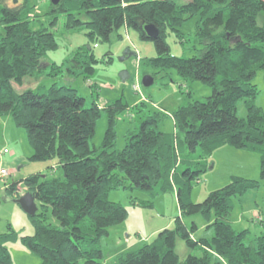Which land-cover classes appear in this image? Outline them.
<instances>
[{"label":"trees","instance_id":"1","mask_svg":"<svg viewBox=\"0 0 264 264\" xmlns=\"http://www.w3.org/2000/svg\"><path fill=\"white\" fill-rule=\"evenodd\" d=\"M48 13L54 25L59 13L67 17L66 28L84 25L92 42L109 41L121 27L130 28L140 39L154 43L156 56L144 60L155 70L150 74L153 78L172 69L212 92L204 101L186 103L174 111L176 131L172 133L159 129L166 114L148 112L126 134L125 146L114 151L118 115L128 110L119 99L101 110L95 103L86 107L68 86L52 84L16 92L13 84L21 85L25 77L40 71L43 57L56 49L57 42L43 25L30 28V12H25L23 4L4 3L0 8V117L11 116L16 126L25 129L31 160L55 158L63 173L61 178L36 174L24 179L38 205L36 215L30 217L34 234L24 239L27 249L41 264H78L80 260L100 264V236L127 216L122 206L107 200L110 190L175 191L179 213L202 215L213 227V236L193 240L195 225L188 228L177 219L173 228L161 230L150 243L121 252L116 264H264V233L246 243L249 229L236 231L230 223L232 198L254 189L257 181L233 176L202 202L191 200L194 181L212 169L209 157L224 146L257 154L264 178L262 110L246 101L245 118L236 115L237 101L251 100L258 92L252 83L258 70L264 79V0H187L181 5L175 0H60L58 5L50 3ZM194 16L198 19L193 38L199 49L190 58L170 54L165 31L181 38L179 29ZM147 24L159 29L157 39L145 35L142 28ZM71 60L86 75L97 62L90 47L77 50ZM102 111L106 118L103 139L98 148H90ZM47 212L54 222L45 220ZM11 237L0 235V264H11L5 246ZM176 238L200 249V255L179 260Z\"/></svg>","mask_w":264,"mask_h":264},{"label":"rangeland","instance_id":"2","mask_svg":"<svg viewBox=\"0 0 264 264\" xmlns=\"http://www.w3.org/2000/svg\"><path fill=\"white\" fill-rule=\"evenodd\" d=\"M175 1L181 5L187 0ZM4 3L9 7H19L23 4L25 12H30V28L37 30L43 25L54 34L57 42L56 49L47 52L43 57L44 64L40 71L25 77L21 85L13 84L16 92L48 88L52 84L68 86L84 99L86 107L95 103L101 110L108 102L119 99L128 110L124 109L118 115L114 151H120L125 146L126 134L134 131L139 118L148 112L166 114L167 117L160 123L159 129L172 133L176 131L172 114L178 107L193 101H204L211 95L212 91L208 86L199 81L183 79L172 69L154 75L153 83L143 86V76L155 72L151 66L144 64V60L155 57L156 49L152 41L140 39L137 32L130 28L121 27L111 35L109 41L92 42L84 25L66 28L67 17L64 14L57 15L54 25L48 13L49 0H2L0 8ZM81 19L85 21L84 17ZM197 19L198 16H194L183 23L179 29L181 38H178L175 32L165 31L170 54L186 58L195 55L199 49L193 38ZM259 22L262 23L261 20ZM2 30L0 25V35ZM82 47H90L97 61L89 75L74 67L71 60ZM126 50L134 52V55L125 56ZM69 68L71 71H68ZM122 71L129 74L125 82H122L119 76ZM252 83L258 91L256 96L251 100L240 99L236 103V115L240 118L246 116V101L259 107L264 115V79L261 70L256 72ZM136 85L139 86L137 89ZM105 129L106 118L102 111L96 121L93 137L89 140L90 148H98L101 145ZM11 153L14 154L10 157L13 160L10 166L1 164L2 157L7 159ZM31 156L32 148L25 129L16 126L11 116L0 117V169L8 171L9 175L5 184L0 182V235L12 236L11 240L5 243L11 256V264H41V259L31 253L24 243L26 237L34 234L33 222L12 199L28 190L24 179L29 176L39 174L41 177L61 178L63 175L55 158L34 161L30 159ZM15 159L19 162L15 163ZM208 160L212 163V169L200 174L194 181L191 200L194 203L202 202L211 191L227 185L233 176L257 181L254 189L232 198L230 223L236 231L249 229L246 243L264 233V178L260 177L258 155L224 146L215 150ZM12 183H15L14 188L8 191L7 186ZM106 197L108 201L122 206L127 211V216L122 223L107 228L100 236L97 244L102 252L100 264H116L121 252L136 250L150 243L161 230L173 228L177 219L188 228L195 225L191 232L193 240L213 236V227L209 226L202 215L179 213L174 191H156L149 194L139 189H116L110 190ZM45 220L48 223L54 222L49 212L45 213ZM175 251L181 261L189 254L200 255V249L187 247L185 241L180 238H176ZM78 264L85 262L80 260Z\"/></svg>","mask_w":264,"mask_h":264},{"label":"water","instance_id":"3","mask_svg":"<svg viewBox=\"0 0 264 264\" xmlns=\"http://www.w3.org/2000/svg\"><path fill=\"white\" fill-rule=\"evenodd\" d=\"M52 5H58L60 0H49ZM120 1V0H118ZM143 32L145 35L152 40H155L159 36V29L154 26L153 24H147L143 26ZM125 56H131L134 55V52H129L128 50L125 51ZM122 60V58H121ZM120 79L122 82H125L129 78V74L125 71H122L120 73ZM154 78L151 75H144L142 78V85L143 86H149L153 83ZM7 197V196H6ZM12 202L18 204L21 209L29 216L33 217L36 215L38 211V206L36 202V198L34 194L28 190H26L21 196L17 198H13Z\"/></svg>","mask_w":264,"mask_h":264},{"label":"built area","instance_id":"4","mask_svg":"<svg viewBox=\"0 0 264 264\" xmlns=\"http://www.w3.org/2000/svg\"><path fill=\"white\" fill-rule=\"evenodd\" d=\"M139 86L138 85H136L135 86V89H137ZM3 154H5V153H3ZM7 173H8V171H6V170H4V169H0V182L1 181H3L4 182V184H5V181H6V179H7V177L9 176V175H7ZM5 174V175H4ZM5 186V185H4ZM8 187V186H7ZM22 194V193H21ZM20 195V194H19Z\"/></svg>","mask_w":264,"mask_h":264},{"label":"crops","instance_id":"5","mask_svg":"<svg viewBox=\"0 0 264 264\" xmlns=\"http://www.w3.org/2000/svg\"><path fill=\"white\" fill-rule=\"evenodd\" d=\"M134 128H135V127H134ZM13 154H14V153H11V155L9 154V157H7V159L4 158V157H2V161H3V162H1V164L10 166L9 164H10L11 162H13V160L11 159L12 156H13ZM10 157H11V158H10ZM17 162H19V160H18V159H15V163H17ZM174 192H175V191H174Z\"/></svg>","mask_w":264,"mask_h":264}]
</instances>
